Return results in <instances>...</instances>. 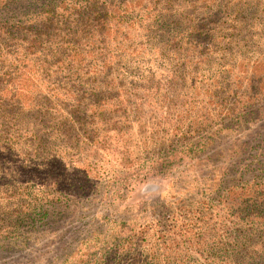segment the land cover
<instances>
[{
  "label": "rangeland",
  "instance_id": "1",
  "mask_svg": "<svg viewBox=\"0 0 264 264\" xmlns=\"http://www.w3.org/2000/svg\"><path fill=\"white\" fill-rule=\"evenodd\" d=\"M27 2L0 8L30 27L1 47L36 41L13 76L64 105L24 115L21 133L84 126L0 154V264H264V0ZM72 45L83 55L55 53ZM89 120L105 140L97 169L83 165Z\"/></svg>",
  "mask_w": 264,
  "mask_h": 264
},
{
  "label": "trees",
  "instance_id": "2",
  "mask_svg": "<svg viewBox=\"0 0 264 264\" xmlns=\"http://www.w3.org/2000/svg\"><path fill=\"white\" fill-rule=\"evenodd\" d=\"M21 1L30 2V0H18V3ZM168 1H173V0H168ZM199 1L203 5L209 4L208 3L209 0H199ZM15 2H17V0L16 1L15 0H0V8L7 9L8 7L11 6V4H14ZM47 8L50 9L49 5H47ZM48 9H47L48 13H47L46 19L50 21L51 12ZM7 21L8 19L6 17L0 18V39L2 37H7L11 40H14L16 34L20 36L22 33H24V30H28V28H30V27L28 28L22 27L20 23H14L12 25H8ZM26 40L28 42V45L26 43H23V44L19 43L17 45V47L19 48L17 49L15 53H12L11 51H7L6 49H3L0 44V63L7 61L8 59L7 57L12 56L13 57L12 61L15 64V66H13L12 64L6 63L5 65L10 66L11 72L9 71L6 72V75L0 78V154L1 155L6 153L5 149L8 151V153H12L14 146L19 144L20 142L24 144L27 142L29 143V142L37 141L41 144L43 143L44 139H46V136L50 137L55 131H59L60 134L63 133V135L72 133V132L77 133L79 129L83 128L82 126H84L83 122L76 121L74 125H71V130H67L65 129V125L67 121L63 120L57 127H55V130L53 132L51 133L49 132V134L45 132L44 133L45 137L43 135H37L36 133H31L28 129L24 132V134L21 133L20 124H21V121L24 115L25 116L28 115L31 111L34 113H39L41 112V109L43 108H46V112L49 114V112L47 111V108L55 110L56 108H63V105H64L62 101L54 102L53 105H50L51 104L50 95L44 96L42 98L43 101H37L36 99H33V96L31 95L29 96L26 92H24V88L26 87V81L22 82V81H18L17 78H14L15 76H13V69L25 66L27 62L29 61V60H25L27 58L26 56H28V52H26L25 49H27L28 47H33L36 44V41H31L28 39ZM24 41L25 40H23V42ZM75 47L76 45L75 46L72 45V48L68 47L65 50L60 49L55 53L57 55L64 57L65 59H69L70 56L76 55V54L83 55L81 51H77V49H74ZM19 61L22 63H20ZM65 64L66 63H60L59 66H64ZM72 67L73 66L69 65L68 68H72ZM173 80L176 81L174 78ZM86 84L87 86L84 87V91H83L85 92L84 94H86L89 97L95 95V86L93 85L92 78H91V82L90 83L87 82ZM90 106L92 105H89L88 107ZM73 107L80 108L81 103L78 102L76 103V105H73ZM92 110L95 111L94 108ZM47 113L46 115H48ZM182 117L183 116L177 117L179 118V121L177 122L179 125H182V121L184 120ZM88 123L90 124L85 125L84 129H82L83 132L80 131L79 133H81L80 137L84 139L82 141L84 145L83 146L84 152L88 153L91 156H94L95 158H93L92 161H89L88 158L86 157V161L85 163H83V165L86 168L97 169L100 159L97 158L96 154L98 153V151L102 150V144L105 143V140L103 137L100 138V135H101L99 134L100 129L93 128L92 127L93 123L90 120L88 121ZM76 127H78V129H76ZM178 136H182V133H180ZM43 146L42 147L40 146V149L38 147L37 153L45 151V145ZM80 146H81V143L80 144L77 143L76 148L79 149ZM184 154H185L184 150L171 151L170 153H168V155L165 158H162L161 161H159L158 164H156L155 166L162 168V166H166L169 164L168 161L172 160L171 164L169 165V167H171L173 165L172 163L174 162L173 159H175L178 156H182ZM47 167L48 166H46L45 168L46 175H47V170H46ZM33 170L37 172V169L34 168ZM81 171H84V169H81ZM88 175L89 174H85V176H88ZM141 178L143 177H142V174L140 173L135 174L133 176L122 177L121 179L122 184H123L122 189L127 188V187L129 188L133 183H135L137 180H140ZM33 181L35 183L41 184L40 180H37V177L35 175L33 176ZM48 185L50 186V183ZM50 193L51 192H48L47 194H50ZM37 200L39 201L38 204H40L39 197ZM20 204L21 205L18 207H22V210L17 209L16 218L13 219L15 221V223L13 224L14 226L16 225L15 228H20L22 218L25 219L26 216H31L32 212L30 211L31 209H34L36 207L37 202L36 200L33 199V201L31 202L29 201L27 203H24L21 201ZM46 211H49V210L48 209L42 210L43 213ZM38 216L39 218L46 217L42 214H39ZM32 220L35 221V219H32ZM40 222L41 221H39V223ZM165 242L166 240H162V243H165ZM252 244H255V243H252ZM244 245L245 243H240V244L236 243L234 247L241 248ZM259 251H261V249ZM153 255L155 257V253ZM256 256L259 259L262 257L261 254H256Z\"/></svg>",
  "mask_w": 264,
  "mask_h": 264
}]
</instances>
